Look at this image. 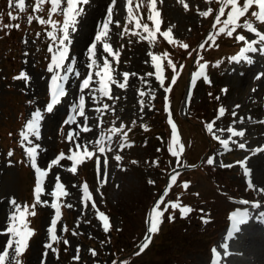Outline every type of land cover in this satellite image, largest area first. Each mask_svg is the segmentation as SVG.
Wrapping results in <instances>:
<instances>
[{
  "label": "rangeland",
  "instance_id": "rangeland-1",
  "mask_svg": "<svg viewBox=\"0 0 264 264\" xmlns=\"http://www.w3.org/2000/svg\"><path fill=\"white\" fill-rule=\"evenodd\" d=\"M31 1L25 0V8ZM138 3L140 7L137 6ZM129 4L131 5V12H129ZM212 4L213 0H155V11H153V4L150 0H115V3L112 0H89L87 4H83L84 11L78 17L77 31L72 33L71 51L69 60L66 62H71L73 56H75V68L79 70L80 75L78 77L74 73L70 75L65 85L67 89L66 95L61 98V102L55 105L52 111H47L46 108L47 103L51 99L50 80L53 74L48 69L52 55V53L50 55L49 51L52 38L47 35V32L52 29H50L48 24L38 23L40 17H43L46 21L49 18L54 20L55 16L54 13H51V4L48 2L43 4L40 9H37L36 18L32 17L31 22H26V24L31 25L26 27L28 28L26 34L32 33L33 29H41L39 38L41 39L40 43L44 44L45 51L42 49V45L37 42L38 39L36 37L26 35V37L20 38L21 46L16 50L14 44H10L4 50L5 52L0 53L1 62L4 58V53L12 51L13 55L6 60V65L10 69L13 67L15 54L18 51L21 61L19 69L17 68L18 70H16L18 74L15 78L9 76L10 72L7 68H0V123L4 125V121H6L11 125L7 126V131L10 128L16 129L17 143L15 146L19 147L18 154L9 156V151L3 146L4 142H0V229L8 227V221L12 219L10 213L16 211L15 205L10 202L12 197H15L16 202L21 205L22 211H25V206L28 209L26 215V219L30 221L28 227L32 226L31 221L36 216V210L40 209L38 219L40 232L29 240L28 251L26 252V247L25 253L22 252V254L17 256L14 241L13 245L8 249L9 254L4 264H17L18 261H22V264H40L46 241L51 242V247L47 251L44 264H70L71 261L81 264H97V262L103 264L105 261L110 260L112 251L110 241L111 226L120 228L122 223L114 215L115 218L112 225L105 230L103 221L100 220L98 215L99 211H104L107 215L109 206L117 209L129 207L131 202H136L140 195L147 202L153 200V195L148 190H144L147 183L150 184V181H155V177L158 176V172L155 169L157 163L151 160L154 154L151 147L152 144L150 145L147 141L146 143L145 141H137L130 146L126 144L121 149L119 144L123 142L122 136L119 133L115 134L112 138L113 147L107 152L106 176L103 171V156L99 152L91 157H82L80 163L77 164V171L73 173L71 165L74 162L71 161L70 155L76 150V146L73 140L68 139V133L71 129L76 128L77 132H79V136L73 133L74 139L82 141L79 151H84L83 141L85 140L93 142L89 144V148L98 147L95 144V140L101 132L106 134L113 122L117 126L125 123L126 127L122 131H128L129 127L134 125L132 123L133 120L136 121L135 124L144 123L150 119L155 120L153 115L157 111L159 96H164L167 93L166 91H168L171 99L167 107L174 113L178 126L185 130L184 138L192 143L191 146L187 147V149H190V151H187L189 159L199 155L198 144L201 141L199 133L193 135V132L186 127L181 119V115L177 113V106L181 99L180 95L185 90L182 72L175 70V80H173V68L169 65L166 68V73L169 79L172 80L171 88L167 87L166 89L160 83L154 75L156 68L152 64L151 53L155 52L160 56L163 74L166 76L164 56L158 48L155 37L151 35V39H149V30L137 25L145 24L143 23V18L145 10L149 6L153 16L159 15L161 21L159 26L164 25L166 30L171 28L172 36L175 40L196 39L201 35L200 30L203 27L207 28L210 22L208 16L211 11L209 12L208 10L211 9ZM109 5L112 7V13H115L112 14V20L109 22L107 41L113 50L119 53V56L118 58L113 56L103 47L100 49L103 50L102 53L96 49L97 59L103 63V57L107 56L111 61L114 75L122 82L125 71L129 72L130 76L127 88H121L113 83L112 96L103 97L101 103L106 101L111 106L103 114V125L99 124L100 114L91 107L94 102H92L89 89H84L86 94L85 111L89 116L88 123L94 125L90 131L86 132L78 127L77 124L72 122L64 123V121L67 115L70 114L71 103L78 101L79 85L89 71L85 63L86 60L90 59L87 56L86 48L93 40L98 24L107 18ZM15 6L19 7L16 4ZM65 6L66 0H63V3L58 6V13L63 16L64 13L60 9ZM136 6L137 9L135 10ZM259 10L258 8L257 12ZM205 12H208V14L204 15ZM130 16L133 19H129ZM63 20L64 18L58 22L62 24ZM117 20L120 21L119 24L116 23ZM245 20L254 24L257 29L255 33L244 27L243 22ZM243 22L240 30L246 39L243 41L239 39V43L243 42L240 52L244 51L249 41L255 40L256 43L253 49H248V51L252 50V54L245 52L241 55L238 52L235 56L238 57L239 61L240 58L244 60L252 55L256 58V61H261L260 65L258 64V71L264 75V47L261 46V40L264 37L259 36V32L264 31V22L259 21L257 16L244 19ZM222 25L223 22L219 24L218 31ZM20 28H24V25L19 24V28L15 27L16 30ZM232 32L235 33L234 30ZM222 54L229 55L227 52ZM49 59V62L45 61ZM229 62L221 70L223 77L216 76L215 80L217 84H221L223 87L220 94L224 108H230L231 114L235 112L236 115H224L214 124L212 132L222 138H227L232 135L228 131L230 127L246 129L243 137L233 136V141L239 140L246 143L247 147L241 149L233 141H230V149H224L223 145H221L213 151L215 162L212 164L217 168H224L226 167L224 165L228 164L234 166V171H231L233 173L230 178L238 182L242 191L239 195H234L236 198L232 200H227L221 195H217L212 199H204V201L200 199L194 200L193 204L198 208H202L203 211L196 210L191 213L189 217L193 220L191 219L192 221L189 223L184 222L182 224L177 222L170 226L169 229L167 228L166 233L168 235L177 237L176 242L171 247L172 250L175 249L176 251L173 254L170 252L171 258L169 260L163 258L154 262L155 264H207V261L208 264H212V260L218 257L215 256L213 251L209 255L203 250V243L209 237L211 238L207 243L208 246L216 241L214 247L223 256V259L218 264H264V212L255 224V231L250 230L248 235L241 237L237 243L229 242L231 247L228 249H225L221 244L222 236L226 230L223 231L222 229L220 231L222 225L218 226V224H224L225 218L217 219V217L222 210L234 207L231 204L237 205L241 203L239 199L243 200L244 197L246 198V194L255 196V200H260L261 206L259 207L264 210V193L258 191L260 187H264V150L255 151L258 146L264 147V80L259 75L247 77L248 74L245 70L248 67L233 60L232 57H230ZM235 66H237V70H234ZM25 70L29 73L31 80L19 76V73ZM241 72H244V75H241ZM149 73L153 75H148ZM93 75L95 76V70H93ZM145 80L149 81V83H144ZM93 83H95V80ZM225 87L226 91L224 90ZM141 89H143V92H141ZM18 95H22L25 99L23 107L22 105L18 106L19 103L15 97ZM141 99L145 101L143 106L140 103ZM207 99L206 89L199 88L195 92L191 104L195 106L201 103L204 104ZM37 107L43 113L41 135L39 137L33 135L31 138L34 144L40 145L37 149V163L41 167H48L50 161L61 151L66 153L65 157H62L56 165H52L46 174L41 199L48 200V204H41L35 200V193L34 191L32 192L29 184L34 181L33 178L37 181L38 176L25 146L20 143L21 130L25 127L27 121L32 118V114ZM182 107L181 114L186 116L189 109L187 100ZM112 108L115 109V112L111 110ZM171 111L168 110L167 118L171 117L172 120ZM249 115L251 118H249ZM241 116L244 117L242 122L240 120ZM77 119L81 124L84 122L82 117ZM233 120L236 121L234 125L231 123ZM220 129H224V131L221 132ZM3 134H5L4 130ZM203 145L206 147V144ZM205 149L202 148V152ZM116 152H119L123 157L121 161L115 159ZM96 155H101L99 173L95 159ZM246 156L249 157L247 164L252 169L251 177L253 183L257 185L256 188L249 187L245 169L241 165L233 163ZM20 158L31 168L30 171L23 167L24 163ZM9 160L13 161V163L9 164ZM186 163H191V160L186 161ZM57 174H59V181L64 184V194L58 198L52 195ZM198 181V187L196 185L195 189L198 191L209 189L211 185L209 180L200 177ZM85 182L89 186L87 200L83 192ZM151 184L154 185V183ZM221 186L227 192L235 191L227 186L225 188L224 185ZM247 188H249V191ZM210 193L211 191H204L202 198L210 197ZM25 198L28 199L27 203ZM93 201H95V204H93ZM54 202L60 204L61 215L57 219L56 225L57 240L51 241L50 225L56 212L55 207H53ZM249 205L258 209L255 204ZM65 212H68L71 224L66 223V219L63 216ZM204 212H210L215 222L202 220L197 222L198 220L194 218L196 214ZM205 236L207 237L205 238ZM10 237L11 233L0 232V252L3 251ZM193 241L197 242L198 249L192 248ZM77 246H79L78 252ZM54 248L59 250L58 253L53 251ZM92 249H95V253L91 251ZM228 253L232 255L228 256ZM147 264H149V261H147Z\"/></svg>",
  "mask_w": 264,
  "mask_h": 264
},
{
  "label": "snow or ice",
  "instance_id": "snow-or-ice-1",
  "mask_svg": "<svg viewBox=\"0 0 264 264\" xmlns=\"http://www.w3.org/2000/svg\"><path fill=\"white\" fill-rule=\"evenodd\" d=\"M44 2V0H37V3L35 4V8L39 9L41 7V4ZM89 0H66V6L63 9H60L64 13V20L63 23L60 24L58 21H54L51 18H49L47 21L44 20L43 17H40L41 23H48L52 25V30L47 32V35L52 38V43L49 46V51L52 53L51 55V61L48 64V69L53 73L51 75L50 80V91H51V99L50 102L47 103L46 108L47 111H52L54 109V106L61 102V98L66 95L67 89H66V82L69 80L70 75L73 73L78 77L80 75V72L78 69L75 68L76 65V58L73 56L71 62L66 63L69 60V54L71 51V44L73 41V35L72 33H75L77 31L78 26V17H80L81 13L84 11L83 4H87ZM113 3H115V0H112ZM150 2L153 4V11H155V0H150ZM16 4L19 6L20 9H25L26 4L25 0H8V7L11 9L13 4ZM63 3V0H51V13H55L58 11V6ZM256 3L259 5V12H254L253 14L256 15L259 19V21L264 22V0H244L243 4H240L238 0H223V3L219 9L220 15L224 14L225 7L227 5H231L230 10L227 13L226 20L223 21V25L219 28L220 32L228 31L229 34H231L232 30L235 29L238 24L240 23L239 18L244 15L249 7ZM209 12L211 9L208 10ZM129 12H131V5L129 4ZM208 12H205L204 15H207ZM9 16L15 20L19 16V12H11L9 11ZM129 19H133V17H129ZM152 19L155 21L156 28L159 29L160 25V18L159 15L153 16ZM32 16L29 15V22H31ZM112 20V7L109 5L107 10V18L98 24V28L95 32V36L91 43L86 48L87 56L90 58L89 60H86L85 63L88 66V73L83 78L79 85V96L78 101L71 103L70 105V114L67 115L64 123H75L78 125V127L82 128L84 131H90L94 125L89 124V116L85 111L86 108V94L84 93V89H89L91 99L94 103H92L91 107L96 110L97 113L100 114V120L99 124L103 125V114L106 110H108L111 106L104 101L101 103L103 97H111L112 96V85L115 83L116 85L120 86L121 88H127L128 87V78L130 76V73L125 71L123 73V82L117 78L114 75V70L111 67V61L108 59L107 56L103 57V63L99 59H97L96 55V48H97V42L102 41L104 48L107 49L108 52H110L113 56L117 57L119 56V53L117 51H114L112 46L107 41V35L109 30V22ZM0 21H2V14H0ZM117 24L120 23L119 20L116 21ZM216 23L220 22V16L218 15L216 18ZM244 27L247 29H250L252 32H256L257 29L254 26V24L251 21L245 20L243 22ZM231 25V28L228 26ZM138 27H143L146 30H149L150 36L149 39H151V35H154V33H151V30L149 29L148 24L143 25H137ZM0 27H8L11 28L12 25H4L3 23H0ZM15 27L19 28V24L17 23ZM40 33H37V36H39ZM164 35L166 37H171L172 32L171 28H169L167 31L164 32ZM260 37H264V31L259 32ZM241 41L245 40L246 37L243 34H240L238 37ZM256 41L251 40L247 43V45L244 48V52H247L248 49H253ZM261 43L264 44V39L261 40ZM183 47L185 49H189V45L187 43H183ZM201 49L204 48V42L201 43L199 46ZM244 53L242 52L241 55ZM188 55L191 56L192 52L189 51ZM152 56V64L155 65L156 72L154 75L158 78L161 84L165 81V76L163 74V68L160 62V56L153 52L151 53ZM233 60L238 59L237 56L232 57ZM248 59H251V57H248ZM220 61L217 60L216 64H219ZM207 61L204 63H199V71L194 72L192 76V80L194 81L196 77L205 76V67H206ZM176 64H172L173 68V80H175V70H176ZM181 67L183 65L181 64ZM93 70H95V76L93 75ZM148 75H153L152 73H149ZM20 77H24L27 80H31V77L29 76V73L25 71H21L19 73ZM95 80V83L93 81ZM208 83H211L210 79H207ZM144 83H149V81L145 80ZM170 90V89H169ZM226 91V87L224 89ZM141 92H143V89H141ZM154 95V93H153ZM141 105L143 106L145 101L143 99L140 100ZM154 107V105H153ZM238 107V106H237ZM113 112H115V109H111ZM142 111V108H141ZM225 109L223 106H221L219 112L221 115H223ZM233 116L236 115L235 112L232 113ZM78 117L83 118V123L81 124L80 121L77 119ZM249 118L251 116L249 115ZM43 119V113L42 110L37 107L34 113L32 114V118L29 119L25 125V127L21 130V139L20 143L21 145H24L27 151V154L32 160V164L36 169V173L38 176L37 183L35 185V200L40 202L41 204H48V200H42L41 199V193L44 191L43 183L46 177V174L49 172L52 165H56L62 157H65L66 153L61 151L54 159H52L48 165V167H41L39 163H37V149L40 147L39 144H34L32 142V136L35 135L36 137H39L41 135L40 129H41V120ZM171 127L173 130L176 129L177 125L174 121L171 120V117H169ZM241 122L244 120V117H240ZM133 124L136 123L135 120L132 121ZM233 125L236 123L235 120L231 122ZM126 124L121 123L119 126H117L114 122L111 124L108 132L105 134L101 132L97 139L95 140V144L98 145V147H92L89 148V144L93 143L90 140L83 141V148L84 151H79L81 147L82 141L80 139H74L73 133H76V136H79V132H77L76 128H73L68 133V139L73 140L76 146V150L73 151L70 155L72 163L71 165V171L75 173L77 171V164L80 163L82 157H91L95 153L99 152L103 156L104 160V175L107 174V152L112 149V138L115 134H121L122 141L119 144V147L122 149L125 147V145H131L134 143V141H130L128 138V132L122 131L125 129ZM143 127L147 129L149 125L144 124ZM207 130L209 132H212V129L214 127V123L210 122L206 124ZM130 131V129H129ZM221 132L224 131V129H220ZM228 131L232 134L229 135L227 138H222L220 135H217L215 132H212V135L215 137L217 141H220L224 147V149H230V141H233V136L238 135L239 137H243L245 134L246 129H238L236 127H230ZM161 139H163L161 137ZM234 143L238 144L239 148L244 149L247 147L246 143L240 142L239 140L233 141ZM146 143V141H145ZM172 145H175L173 147ZM172 145L169 146V151L172 152L175 156L179 157L181 155V149L183 148V145L178 141L175 131H173L172 135ZM264 150V147L258 146L255 151L260 152ZM9 156L12 155V151H9ZM101 155H96V163H97V170L98 173L100 172V164H101ZM249 157H244L243 159L239 161H234L233 163L241 165L245 169V173L248 176V185L251 188H256L257 185L253 183L251 172L252 169L248 167L247 161ZM115 159L117 161H121L123 157L120 155L119 152L115 153ZM158 163V158L156 160ZM215 162V154L213 156L208 158V163H214ZM9 164L13 163V161L9 160ZM179 166V162L178 165ZM226 167H231V164L224 165ZM178 173L173 171V173L170 175L169 178V184L175 182L177 178ZM151 183H155V181H150ZM190 181H184V187L187 188ZM258 191L264 193V187H260ZM83 192L85 199L87 200L89 196V186L85 182L83 185ZM64 194V184L59 181V174L56 176V184L54 189L52 190V195L55 197H60ZM164 199V194L160 196V198L157 200L155 205L153 206L152 212L150 213V227L149 232L154 233L158 230V225L163 219V212L167 209L168 205H171L173 208H180L181 215H187L189 212H191L192 206L191 205H182L181 201L179 200H169L167 205H165L164 208H161L160 203ZM12 204L15 205L16 211H13L10 213V216L12 217L11 220L8 221V227L4 229H0V232H8L11 233V237L7 240L6 245L2 252H0V264H4V261L6 257L8 256V249L10 246L13 245L15 241V253L18 256L20 253H22L26 247L27 242L29 239V235L34 232V229L31 227H28V221L25 219L27 212L21 210V205L16 202L15 197L11 198L10 201ZM251 203L255 204L257 207L261 206L260 200H254L251 201ZM93 204H95V201H93ZM53 207H55V217L51 220L50 225V231H51V241L57 240V233H56V225H57V219L60 217V204L58 202L53 203ZM201 211H203L201 209ZM100 220L103 221V226L105 230H107L109 225V217L105 214L104 211H99L98 213ZM18 217V220H17ZM171 218H174V215L170 214ZM203 219L207 220V217H202ZM232 223H231V229L228 233V237L231 238L233 236V233L240 230L241 225L243 222L247 221L249 219V210L247 208L242 209H236L231 213ZM19 225V226H18ZM75 231V230H73ZM150 240V236L145 237L144 242L140 245V250L143 251V249L147 246V243ZM51 247V242L46 241L45 242V249L43 254L41 255L40 264H44V261L46 259L47 251ZM225 249H228V244L225 243L223 245ZM54 252L58 253V249H53ZM79 251V246H77V252ZM93 253H95V249L91 250ZM212 251L214 252L216 257H220L221 253L213 247ZM17 264H22V261H18ZM99 264V262H97ZM115 264V262H113ZM212 264H218V261L216 259L212 260Z\"/></svg>",
  "mask_w": 264,
  "mask_h": 264
},
{
  "label": "trees",
  "instance_id": "trees-1",
  "mask_svg": "<svg viewBox=\"0 0 264 264\" xmlns=\"http://www.w3.org/2000/svg\"><path fill=\"white\" fill-rule=\"evenodd\" d=\"M169 40H170L169 37L165 36L164 44L166 46H168L167 44H168ZM168 48H169V52H171L170 54L172 56L174 63L176 64V66L181 67L182 62L187 63V61L190 58V56L188 55V52L191 51V47H189V49L176 50L174 52H172L171 47H168ZM211 55L215 56L214 52H212V50L208 47L207 49H205V51H203V52L199 51L198 52L197 61L201 62L203 60H206L205 57L206 56L211 57ZM196 115H197V117H200L201 113L197 112ZM207 117L209 118L208 114H207ZM153 130H155V125L149 126L146 129V132L147 133L152 132ZM203 170H206V173H212V174L219 172L216 168L210 166L209 164L205 165L203 167ZM132 212H131V210L130 211L129 210H123V211H119V213H117V215L120 216L121 221L124 224V226L120 230H118V229L113 230L114 231V238H115L114 239L115 253H114L112 258L115 259V262L120 260L121 257H124V256L130 254V252H132L133 249L136 247L134 245V240H136V238H138L139 233H132L133 236L129 237V232H128V231H132V230L135 231L136 223L138 221L137 218L132 215ZM32 226H33V224H32ZM38 226H39V220H38V217H36L34 219V228H38ZM163 240H166V242H165V244L162 245L163 248H158V249H160L159 251H157V249L155 250V248H157V247L151 248L147 251V256L149 257V264H155L154 262L156 259L164 256L165 250L170 251L171 246L170 245L167 246V244H166L168 242V239L164 238ZM151 247H154V246H151ZM166 259H167V257H166Z\"/></svg>",
  "mask_w": 264,
  "mask_h": 264
},
{
  "label": "bare ground",
  "instance_id": "bare-ground-1",
  "mask_svg": "<svg viewBox=\"0 0 264 264\" xmlns=\"http://www.w3.org/2000/svg\"><path fill=\"white\" fill-rule=\"evenodd\" d=\"M113 13H115V12H113ZM113 13H112V14H113ZM83 18H84V17H83ZM105 18H106V17H105ZM103 47H104V46H103V43H102V42H97V48H96V49H97L98 52L102 53L103 50H100V49L103 48ZM247 54H248V53H247ZM92 102H93V101H92ZM263 134H264V133H263ZM90 137H91V136H90ZM84 139H85V138H84ZM224 259H225V258H224ZM222 261H223V260H222Z\"/></svg>",
  "mask_w": 264,
  "mask_h": 264
}]
</instances>
